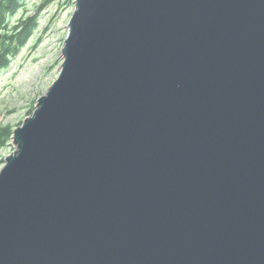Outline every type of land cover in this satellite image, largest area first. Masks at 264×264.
<instances>
[{"label":"water","instance_id":"95a60500","mask_svg":"<svg viewBox=\"0 0 264 264\" xmlns=\"http://www.w3.org/2000/svg\"><path fill=\"white\" fill-rule=\"evenodd\" d=\"M0 169V264H264V0H75Z\"/></svg>","mask_w":264,"mask_h":264},{"label":"rangeland","instance_id":"374dc122","mask_svg":"<svg viewBox=\"0 0 264 264\" xmlns=\"http://www.w3.org/2000/svg\"><path fill=\"white\" fill-rule=\"evenodd\" d=\"M75 0H22V6L7 20V26L35 15L36 27L9 64L0 70V126L13 129L31 115L36 99L57 77L61 49ZM6 28V27H5ZM7 29L0 28V36ZM11 139L0 153L1 160L13 151Z\"/></svg>","mask_w":264,"mask_h":264},{"label":"trees","instance_id":"16d2710c","mask_svg":"<svg viewBox=\"0 0 264 264\" xmlns=\"http://www.w3.org/2000/svg\"><path fill=\"white\" fill-rule=\"evenodd\" d=\"M21 6L22 0H0V28L7 29L0 36V70L8 66L10 58L25 45L36 27L35 15L19 19L14 25L7 26L10 15ZM12 130L13 127L10 125L0 126V153L11 139Z\"/></svg>","mask_w":264,"mask_h":264}]
</instances>
